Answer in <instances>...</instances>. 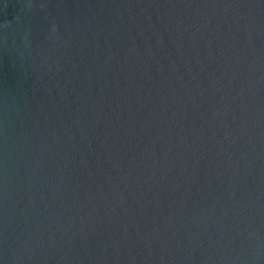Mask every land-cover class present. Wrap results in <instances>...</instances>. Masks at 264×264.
Masks as SVG:
<instances>
[{"label": "water", "instance_id": "obj_1", "mask_svg": "<svg viewBox=\"0 0 264 264\" xmlns=\"http://www.w3.org/2000/svg\"><path fill=\"white\" fill-rule=\"evenodd\" d=\"M0 264H264V0H0Z\"/></svg>", "mask_w": 264, "mask_h": 264}]
</instances>
